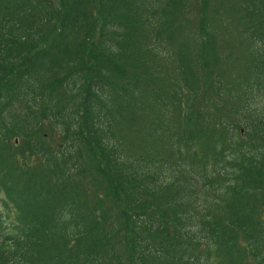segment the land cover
Returning a JSON list of instances; mask_svg holds the SVG:
<instances>
[{"label": "trees", "instance_id": "obj_1", "mask_svg": "<svg viewBox=\"0 0 264 264\" xmlns=\"http://www.w3.org/2000/svg\"><path fill=\"white\" fill-rule=\"evenodd\" d=\"M255 98L264 0H0V264H264V110L240 119ZM228 104L238 122L207 111ZM158 105L180 122L147 130L175 147L167 180L122 132Z\"/></svg>", "mask_w": 264, "mask_h": 264}, {"label": "bare ground", "instance_id": "obj_2", "mask_svg": "<svg viewBox=\"0 0 264 264\" xmlns=\"http://www.w3.org/2000/svg\"><path fill=\"white\" fill-rule=\"evenodd\" d=\"M256 99V98H255ZM261 98H259L260 100ZM254 101V99L252 100V102ZM264 110V108H262ZM262 110V112H263ZM165 111L164 109H156L153 108L152 109V113L147 115H143L141 121L143 122V127L144 130L141 131H136L135 128H129V127H124L122 132H132L135 136V138H137L143 145V148H145L146 150L149 147H155L156 149L159 150V153L161 155H163L164 157H166V161L167 164L166 166H164L162 168V170L159 171L160 175L158 176L159 179L165 180L166 178V174L170 175V171L168 170V166L172 165V166H176V162H177V154L175 151V147L173 145H169L171 143L168 142V139H164V135H160V136H155V134H150L147 132V130H149L151 127H154V129L157 130H162L163 127H166L168 124L169 126L172 127V129H176L179 125L180 122H178L177 120V116L174 117L173 121H172V117H165V113L163 112ZM231 113H229L228 111L224 112V119L228 120L231 124L238 122L239 119L238 118H232L231 116H235V111L236 108L232 105L231 109H230ZM159 117V121H156V117ZM150 117V118H149ZM230 118V120H229ZM241 121L243 120L245 123L250 120L253 119L251 118L250 115H246V117L244 118H240ZM171 121V122H170ZM244 123V124H245ZM179 129V128H178ZM235 131L239 134V129L237 127L234 128ZM246 131L245 128H242V138L245 139L246 135H245ZM188 178V176H187ZM182 180V178H181ZM223 181L220 180L218 183L216 184H221ZM186 184V185H184ZM188 183H186L185 181L182 183V186H184V188H188L189 186L187 185ZM212 191L215 193V189ZM168 199L171 200H179V203L181 202V195L177 194V190L174 187H171L168 189V192L166 193ZM170 197V198H169ZM195 201L197 203H204L203 198L200 194V192L198 193V198L195 199ZM179 203H175L173 206H177ZM175 208V207H174Z\"/></svg>", "mask_w": 264, "mask_h": 264}, {"label": "rangeland", "instance_id": "obj_3", "mask_svg": "<svg viewBox=\"0 0 264 264\" xmlns=\"http://www.w3.org/2000/svg\"><path fill=\"white\" fill-rule=\"evenodd\" d=\"M196 9L197 8L195 7L194 8V11H193L194 13H195ZM222 38H223V40H225V34L224 33H222L221 35H217L216 42L218 43V48L219 49H227L226 44L222 41ZM233 38H234V35L229 36L228 39H227V40H229L228 42H231ZM229 50L230 49H227L226 52H224L223 54L224 55H227L228 52H229ZM245 52L248 53V51L246 49H242L241 54L242 53H245ZM160 53H162L161 56H160V58H159V60L161 59V61H160L161 67H159L158 71L159 72L165 71V78H164V80H167L170 76L173 77V78H175V74H174L175 66H174V64H172L170 62L168 63L164 59V58H170V54L168 53V51H165L164 52V50H160ZM249 54H250V52H249ZM245 58H246V56L244 57V59L242 60V62L245 60ZM210 65H212L210 69H207L206 67H204L205 70H201L200 71V83L203 86V92H205V94H204L205 100H203V99L201 100V104H202V106L204 108L207 107V103L206 102H208L209 105H212V103H211L212 97H211L210 94H211V91H212V88H213V85H214V82H215L213 70L222 67L221 65H219L218 61L217 62H214V63H212ZM152 80H153V82L156 81V79H153V78H152ZM164 80H161V81H164ZM162 86H164V88H166L165 91H170L171 92V90H169V89H172V86H170V85H162ZM155 90H156V88H155ZM162 90H163V87H162ZM215 91H216V89H215ZM149 100L150 101H153L152 98H149ZM261 100H259V98H256L252 102V105H250V107L252 108V111H253V114H252L251 118H255L256 116H258L259 113L262 112V110H263L262 108H263L264 102H263V99H261ZM160 106L161 105H158L157 106V109H159ZM231 107L232 106L230 104H228L226 111H228L229 113H231V111H230ZM207 111L210 112L212 115L214 113H219V112L221 113L222 112L220 118H222L224 116L223 110L222 111H219L218 108L217 107H214V106L211 107V108H209V109H207ZM163 112L165 114H172V111L169 112L168 109H165V111H163ZM48 125H50V124H48ZM44 132L45 133H50L51 130H49V128H46V129H44ZM234 132H235V136L238 137L236 135L237 132L236 131H234ZM225 133H226L225 134V137H228L229 136L228 138H234L233 136H230L232 134V130L226 128L225 129ZM169 176H170L169 174H166L165 180H167V178Z\"/></svg>", "mask_w": 264, "mask_h": 264}]
</instances>
